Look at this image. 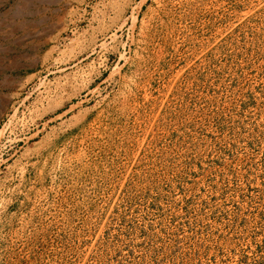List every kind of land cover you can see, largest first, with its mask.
Instances as JSON below:
<instances>
[{
  "label": "rangeland",
  "instance_id": "1",
  "mask_svg": "<svg viewBox=\"0 0 264 264\" xmlns=\"http://www.w3.org/2000/svg\"><path fill=\"white\" fill-rule=\"evenodd\" d=\"M0 264H264V0H0Z\"/></svg>",
  "mask_w": 264,
  "mask_h": 264
}]
</instances>
